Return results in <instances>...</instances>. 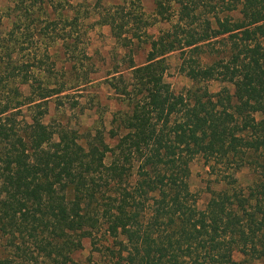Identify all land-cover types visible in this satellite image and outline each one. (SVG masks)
<instances>
[{
  "label": "trees",
  "instance_id": "obj_1",
  "mask_svg": "<svg viewBox=\"0 0 264 264\" xmlns=\"http://www.w3.org/2000/svg\"><path fill=\"white\" fill-rule=\"evenodd\" d=\"M71 1L5 8L0 264H78L84 239L102 253L96 264H264V0H154L156 16L172 20L157 37L147 35L141 0ZM97 25L121 48L148 46L141 65L129 59L130 77L116 71L107 80L125 106L112 114L113 145L99 129L84 136L44 122L51 99L61 105L89 83L77 73ZM33 39L42 51H31ZM174 52L191 81L179 92L165 81ZM196 158L218 187L206 186L203 209L189 188ZM242 169L252 175L247 185ZM102 228L110 244L100 250Z\"/></svg>",
  "mask_w": 264,
  "mask_h": 264
},
{
  "label": "rangeland",
  "instance_id": "obj_2",
  "mask_svg": "<svg viewBox=\"0 0 264 264\" xmlns=\"http://www.w3.org/2000/svg\"><path fill=\"white\" fill-rule=\"evenodd\" d=\"M64 5L63 0H56ZM78 0H72L75 3ZM117 0H103L104 7L116 4ZM11 0H0V36L9 27L6 9L11 7ZM141 6L145 17L149 22L147 27V35L157 37L161 32L171 29V21L163 20L155 14L154 0H141ZM60 8V6H58ZM95 17L90 19L94 21ZM31 51L44 48L43 41H27ZM86 43V53L89 57L87 64L77 73L78 80H83L84 76L89 78V83L81 85L76 91L66 92L68 95L62 99L61 105H56L55 99H51L48 103V115L44 122L53 126L64 125L73 127L82 135L90 133L93 135L96 130L103 132L104 141L108 145H113L115 140L110 137L108 131L112 128L110 121L112 114L118 110H124L125 106L119 101L114 90L108 85L107 80L113 76L114 72L119 71L125 76L130 77V71L127 69L129 59L132 58L135 65H141L145 61L147 44L134 41L128 49L121 48L113 38L110 27L94 26L88 32ZM222 43L215 44V47L221 48ZM39 46V47H38ZM210 56L206 57V61L210 60ZM169 69L165 75V81L170 85L174 92H179L183 88L191 85V81L179 71L180 55L178 52L169 54L166 57ZM48 64V62H46ZM59 66L61 64H58ZM48 67V65H44ZM64 66V65H63ZM116 75V74H115ZM57 73L56 78H58ZM54 80V79H52ZM210 92H217L221 88V83L215 80L207 83ZM26 112V111H25ZM61 112H65L62 114ZM102 124V125H101ZM83 136V140L85 139ZM189 188L194 193L197 200V206L203 209L209 194L206 186L210 183L208 169L200 158L194 159L189 164ZM237 177L241 184L247 185L252 179L251 173L247 169H242ZM212 188H218L210 183ZM96 247L103 250L102 247L110 244V238L104 231V228L95 234ZM4 241L0 240V247H3ZM102 252V251H101ZM235 260H242V256L238 253L234 254ZM73 259L78 264H96L102 262V253L96 251L92 243L88 239L83 240V249L73 255Z\"/></svg>",
  "mask_w": 264,
  "mask_h": 264
}]
</instances>
